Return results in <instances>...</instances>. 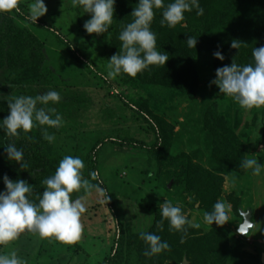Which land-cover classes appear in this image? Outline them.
Wrapping results in <instances>:
<instances>
[{
	"label": "trees",
	"instance_id": "1",
	"mask_svg": "<svg viewBox=\"0 0 264 264\" xmlns=\"http://www.w3.org/2000/svg\"><path fill=\"white\" fill-rule=\"evenodd\" d=\"M170 2L172 0H164L165 5ZM137 3L138 0H116L114 22L109 31L99 35L98 39H92L91 44L96 52H100L99 57L106 63L119 51L121 46L119 32L123 25L132 20L130 14ZM199 4L204 9V15L197 16L196 10L193 9L186 12L185 20L175 27H168L166 24L161 26L163 9L154 10L151 30L157 36V49L169 55V60L164 66H150L135 78L121 74L115 78L114 85L103 80L109 89L116 92L115 97L121 102L122 107L131 112V117L146 124L153 135L152 140H138L126 132L95 138L84 154L85 168L82 173L85 178H89L90 172H99L100 153L107 145L140 152L148 162H155L159 169L167 166L175 168V173L172 174V187L181 186L182 190L193 194V204H198L199 209L205 212L211 211L219 200L223 176L231 172H243L239 165L245 159V147L236 133L239 122L231 126L228 118L218 113L215 107L207 109L203 120V132L210 140L211 169H206L192 163L196 152H193L191 157L182 153L174 157L169 156L172 127L149 110L144 98L139 97L133 102L117 91L118 86L158 85L193 99L197 92L198 58L206 57L215 73L217 68L231 65L233 61L240 65L252 62L253 48L264 46V0H199ZM18 7L19 12L0 14V93L4 97L35 96L37 94L33 87L45 84L47 82L45 78L49 75L45 69L44 42L26 26L53 30L48 23L41 20H37L36 24L28 22L25 19L28 13L23 6L18 4ZM19 21L26 26L21 25ZM55 34L58 38L61 36L58 32ZM190 36L198 40L195 48H189L186 44ZM59 39L68 57L88 68L75 44L66 36ZM234 39L244 44L239 50L230 46ZM218 50L225 57L223 61L213 56ZM93 72L102 79L95 71ZM52 79L55 80L56 77L53 76ZM76 103L79 108L85 107L82 99ZM8 113L7 101L0 98V120ZM8 144H15L18 149L23 150L27 168H22L18 163L7 159L5 147ZM60 159L54 144L43 139L40 127H34L28 133L21 132L17 137L6 136L4 131L0 130V192L5 190L3 183L5 175L13 181L23 179L33 186L29 199L38 202V195L44 191L42 181L54 174ZM102 187L109 194V203L106 205L112 214L114 201L104 182ZM76 195L79 194L74 193L73 197ZM233 209L240 215L237 203L233 204ZM114 219L112 246L109 253L96 264H181L184 258L189 264H261L258 254L254 256V260L247 259V253L242 249L243 243L238 241L234 246L231 245L227 235L219 230L201 234L199 230L189 228L187 235L184 236V242L181 243L183 234L170 232L167 221L164 223L163 231L157 228V223L161 220L159 210L154 212L153 224L147 232H153L162 240H166L170 250L146 257L143 255L145 244L140 240L139 233L130 225H124ZM66 246L77 261L81 257L76 264H85L86 258L82 255L78 241Z\"/></svg>",
	"mask_w": 264,
	"mask_h": 264
},
{
	"label": "rangeland",
	"instance_id": "2",
	"mask_svg": "<svg viewBox=\"0 0 264 264\" xmlns=\"http://www.w3.org/2000/svg\"><path fill=\"white\" fill-rule=\"evenodd\" d=\"M30 2L19 0L18 4L28 13ZM44 3L48 11L38 20L48 23L53 31L19 23L45 45V69L49 75L45 78V84L33 89L37 95L55 90L62 98L60 103L47 106L54 107L64 121L62 127L48 129L56 137L53 144L60 158L72 155L83 160L93 139L106 135L126 132L138 140H152L153 135L146 124L133 119L131 112L122 107L115 97L116 92L93 72L106 75L108 63L99 57L100 52H96L91 44L92 39H98L99 35H89L83 28L90 15L80 7H72L71 0H44ZM55 32L61 35L59 38L66 36L73 42L86 64H91L95 70L70 59ZM196 69L198 83L193 99L158 85L118 86V91L133 102L139 97L144 98L149 110L172 127L169 156L182 153L191 157L196 152L192 163L211 169L210 140L203 132V120L207 109L215 107L218 113L228 118L231 126L239 122L236 133L244 144L245 158L255 155L258 163L264 165V107L241 109L231 98L220 95L219 89L210 84L216 77L206 57L198 58ZM53 76L56 81L52 79ZM114 80L107 81L114 85ZM76 97L82 99L85 107H77ZM99 173L114 201V213L111 214L106 203H102V198L95 194L87 198L86 212L81 217L82 233L78 240L82 255L86 258L85 264H96L109 253L114 218L124 225H130L136 233L148 231L154 221V212L159 210V204L165 199L174 205L179 204L189 219L200 222L201 227L197 230L201 234L219 230L227 235L231 245L238 241L243 243L242 249L247 253V259L254 260L257 254L261 259L264 255V171L259 176L247 170L223 176L219 201L229 206L228 222L223 226L203 224V211L198 204H193L194 195L182 190L181 186L172 187L175 168L167 166L159 169L155 162H148L140 152L114 145L105 146L100 153ZM234 203H237L239 212L251 211L254 227L245 237L238 234L243 219L234 211ZM11 251H16L27 264H76L81 259L77 261L73 258L62 242L52 238L41 240L36 234L27 232L8 246L0 247V252Z\"/></svg>",
	"mask_w": 264,
	"mask_h": 264
},
{
	"label": "clouds",
	"instance_id": "3",
	"mask_svg": "<svg viewBox=\"0 0 264 264\" xmlns=\"http://www.w3.org/2000/svg\"><path fill=\"white\" fill-rule=\"evenodd\" d=\"M19 0H0V14L19 12ZM72 7H80L90 18L83 24L89 35H101L109 31L113 24L116 0H71ZM163 9L161 26L175 27L185 20V13L196 10L197 16L204 15V9L199 0H172L165 5L164 0H138L130 17L132 20L123 25L118 39L121 42L119 51L108 59L107 74L98 73L104 80L115 79L121 74L135 78L139 73L150 66H164L169 60L168 53L157 49V36L151 30L155 15L154 10ZM44 0H31L28 5V15L25 19L36 24L37 20L47 13ZM198 40L190 36L186 44L195 48ZM244 45L238 40H232L231 48L239 50ZM215 59H225L221 51L213 53ZM88 67L93 68L91 64ZM215 79L210 84L219 89V94L231 98L241 109L250 110L264 107V46L253 48L252 62L245 65L237 64L217 68ZM118 91V90H117ZM0 98L7 101L8 115L0 120V130L6 136L17 137L21 132L28 133L34 127L41 128L43 139L54 143L55 135L48 129H58L63 126L62 116L56 112L55 105L61 102L58 91L49 90L42 95H19ZM40 105L41 107H38ZM6 156L10 162L27 168L23 150L15 144H8ZM264 151V149H262ZM242 170L250 171L259 176L264 171V165L258 163L255 155L240 162ZM84 161L79 156L65 155L59 161L54 174L42 181L44 191L38 195V202H33L29 196L33 186L26 180H11L7 175L3 177L5 190L0 192V247H6L10 242L17 240L23 233L36 234L39 239H55L66 245L75 244L81 237V217L86 212V200L95 194L102 203H109V194L102 187L98 171L89 173V178L83 176ZM95 181V183H93ZM77 193L75 198L73 194ZM82 193V194H81ZM229 206L217 201L211 211L202 214V223L205 225L223 226L228 222ZM161 220L157 223L160 231L167 221L168 230L182 233L181 243L188 229H199L200 222L189 219L179 204L166 200L159 204ZM250 227H254L250 224ZM239 231V229H238ZM139 238L145 244L143 255L156 256L170 250L166 240L153 232L140 230ZM0 264H27L16 251L0 252Z\"/></svg>",
	"mask_w": 264,
	"mask_h": 264
},
{
	"label": "water",
	"instance_id": "4",
	"mask_svg": "<svg viewBox=\"0 0 264 264\" xmlns=\"http://www.w3.org/2000/svg\"><path fill=\"white\" fill-rule=\"evenodd\" d=\"M170 187V186H169ZM240 215L243 219V222L242 224L238 227L239 231H238V234L241 236V237H245L250 229L252 227H250V224H253L251 222V211H246V212H241L240 211ZM182 264H189L188 261L184 258L183 259V262ZM261 264H264V255L261 256Z\"/></svg>",
	"mask_w": 264,
	"mask_h": 264
}]
</instances>
